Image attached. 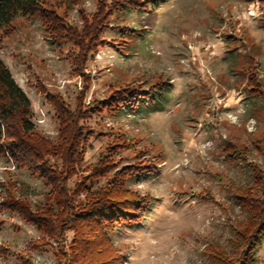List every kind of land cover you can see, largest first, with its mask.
<instances>
[{
	"label": "rangeland",
	"instance_id": "obj_1",
	"mask_svg": "<svg viewBox=\"0 0 264 264\" xmlns=\"http://www.w3.org/2000/svg\"><path fill=\"white\" fill-rule=\"evenodd\" d=\"M42 6L58 17L53 26L39 13L17 15L0 28V59L28 97L40 136L61 141L49 95L71 112L85 111L78 121L81 160L67 189L86 182L94 190L116 171L133 170L125 185L146 201L142 217L106 233L120 263L209 264L208 245L231 253L233 228L249 216L236 195L256 187L252 165L264 174V0H42ZM94 24L97 34L90 36L85 30ZM81 41L92 50L80 73ZM124 89L137 94L135 107L120 104L117 91ZM230 144L244 153L228 157ZM101 157L112 168L89 178ZM46 158L61 169V159ZM8 180L31 210L47 203L51 189L0 153V264H61L55 252L68 253L73 232L65 230L63 243L5 211ZM255 195L264 200V192ZM40 237L48 244L35 248ZM261 239L248 264H264Z\"/></svg>",
	"mask_w": 264,
	"mask_h": 264
},
{
	"label": "trees",
	"instance_id": "obj_2",
	"mask_svg": "<svg viewBox=\"0 0 264 264\" xmlns=\"http://www.w3.org/2000/svg\"><path fill=\"white\" fill-rule=\"evenodd\" d=\"M37 13L47 26H53V20L58 19L54 13L43 8L42 0H0V28L9 24L17 15ZM97 30L98 26L94 24L85 31L90 36H96ZM78 46L81 47L82 53L79 54L81 57L78 55L75 58L81 73L92 46L89 41L86 44L81 41ZM124 90L127 91H117L120 104L135 107L133 98L137 94L133 89ZM251 90L254 92L256 89ZM48 98L56 109L60 122L61 141L56 144L35 131L31 121L30 101L0 59V153L18 168H26L45 178L51 188L46 195L47 203L31 210L26 201H21L15 196L16 182L8 180L4 185L6 198L1 207L34 224L43 235L52 236L60 242L64 241L65 230H71L73 235L66 245L68 253L62 247L55 252L56 259L61 264H65L68 258L73 264H121V257L115 254L109 245L106 233L117 223H133L142 217L146 201L125 185L133 170L125 168L116 171L105 186L94 190H90L86 182L80 189H67L65 181L74 171L76 163L81 160L84 128L78 121L86 115L85 111L78 113L68 110L64 105L65 101L60 97L49 95ZM226 149L229 150L230 158L240 157L244 153L231 144ZM49 156L61 159V169L57 170L48 165L46 157ZM112 164L106 157H101L93 165L89 178L106 175ZM252 171L256 187L249 185L240 189L236 195L239 203L249 210V216L233 228L231 253L218 245L207 246L209 264H248L254 260V252L264 236V200L255 195H262L264 192V174L260 167L255 165H252ZM81 191L86 195L84 199L79 200L77 196ZM2 223L0 220V226ZM43 239L40 237L33 241L32 246L39 248L48 244V241Z\"/></svg>",
	"mask_w": 264,
	"mask_h": 264
}]
</instances>
